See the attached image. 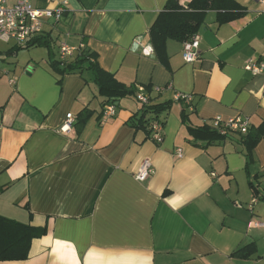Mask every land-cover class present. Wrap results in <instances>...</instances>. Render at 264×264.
Instances as JSON below:
<instances>
[{
    "label": "crops",
    "instance_id": "obj_1",
    "mask_svg": "<svg viewBox=\"0 0 264 264\" xmlns=\"http://www.w3.org/2000/svg\"><path fill=\"white\" fill-rule=\"evenodd\" d=\"M66 1L62 22L28 50L9 60L0 51V216L47 229L28 260L0 264H264V229L249 227L264 221V134L249 164L245 136L194 132L215 133L212 119L238 116L249 119V132L264 126V76L244 70L264 61V0H234L245 12L224 24L209 11L199 59L185 62L183 43L169 39L167 65L149 30L168 0ZM40 37L49 48L34 45ZM62 42L96 53L104 71L151 106L168 104L161 144L132 123L142 111L136 95L116 100V115L103 119L107 100L91 72L51 65ZM83 110L91 113L78 132ZM68 114L75 125L65 136ZM145 160L154 173L140 182Z\"/></svg>",
    "mask_w": 264,
    "mask_h": 264
},
{
    "label": "trees",
    "instance_id": "obj_2",
    "mask_svg": "<svg viewBox=\"0 0 264 264\" xmlns=\"http://www.w3.org/2000/svg\"><path fill=\"white\" fill-rule=\"evenodd\" d=\"M181 0H168L165 9L157 16V20L150 31L152 46L164 65L168 63L166 52L167 40L173 39L180 43L191 40L199 31L204 18L209 11L217 14L219 23L224 24L238 17H241L244 8L234 0H192L187 6L179 3ZM35 46H46L49 48L50 40L47 37H40L34 41ZM26 47L13 48L12 52L28 50ZM97 54L87 49L83 50L72 63L64 61H53L51 65L56 67L60 74L82 72L84 70L91 72L94 83L98 88V93L106 98L107 103H115L116 100L135 96V86L127 87L116 80L113 74L104 71L98 64ZM169 106L153 105L143 106L141 113L133 117V124L137 130L143 129L147 132V136L151 135L150 123L152 121H161V115L166 112ZM91 112L83 110L78 115V122L75 125L77 131L83 127ZM205 138L221 139L219 134L212 133L207 127L194 129ZM264 134V126L260 129L249 132L244 137V144L247 149V158L249 164L254 161L253 152L255 144H257ZM46 227H34L25 225L14 220H10L0 216V262H21L26 261L30 257L31 244L37 239L46 235ZM241 251L255 253L253 247H247ZM246 253V254H247Z\"/></svg>",
    "mask_w": 264,
    "mask_h": 264
},
{
    "label": "built area",
    "instance_id": "obj_3",
    "mask_svg": "<svg viewBox=\"0 0 264 264\" xmlns=\"http://www.w3.org/2000/svg\"><path fill=\"white\" fill-rule=\"evenodd\" d=\"M52 2L54 6L48 9H37L33 0H0V41L13 43L16 47H26L31 40L37 38L44 32L45 27L60 24L67 12L68 1L66 0H46ZM200 36L195 35L191 40L183 43V58L187 63H194L200 57ZM83 47H73L66 42L59 46V55L61 61L68 62L70 58L80 54ZM244 70L253 76H264V61L249 60L244 65ZM143 106H151L150 98L142 91L135 96ZM193 96L177 94L176 101H186L191 104ZM116 105L107 103L104 106L103 119H108L116 115ZM212 128L215 133L221 137H227L231 134H240L246 136L249 134V119L238 116L222 120L220 118L212 119ZM150 123L151 138L161 144L163 142V126L160 121ZM75 125V117L68 114L66 120L59 132L65 136L70 134ZM177 156L182 157V150L177 151ZM154 169L149 160H145L138 173L135 174L136 180L145 182L152 174ZM250 228L264 229V221H253L249 223Z\"/></svg>",
    "mask_w": 264,
    "mask_h": 264
},
{
    "label": "rangeland",
    "instance_id": "obj_4",
    "mask_svg": "<svg viewBox=\"0 0 264 264\" xmlns=\"http://www.w3.org/2000/svg\"><path fill=\"white\" fill-rule=\"evenodd\" d=\"M57 31H58V29H57ZM57 31L55 33V36L57 38L55 39V43L52 46V48H54L53 51H54L55 54H57L56 53V48H57L56 46L59 43V41H58L59 38L61 37V36L60 37L58 36L59 34H58ZM13 46H15V44H13V43H5V42H1L0 41V51L2 52L1 53V56H2V58L4 60L14 59V58H16L18 56V53L26 51V50H21L18 53L17 52H12L11 51L12 50L11 48ZM3 59L0 58V60H3Z\"/></svg>",
    "mask_w": 264,
    "mask_h": 264
}]
</instances>
